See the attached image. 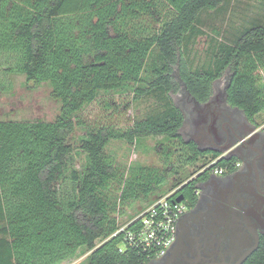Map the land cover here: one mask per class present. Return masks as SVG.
Returning a JSON list of instances; mask_svg holds the SVG:
<instances>
[{"label": "trees", "instance_id": "1", "mask_svg": "<svg viewBox=\"0 0 264 264\" xmlns=\"http://www.w3.org/2000/svg\"><path fill=\"white\" fill-rule=\"evenodd\" d=\"M223 3L0 0V56L18 59L4 74L23 75L36 86L48 84L51 98L60 103L52 122L0 121V264H60L81 247L91 251L87 264H143L137 252L118 251L123 234L114 236L119 227L111 215L118 205L148 201L168 176L141 171L139 177L124 181L106 153L108 144L114 140L133 146L138 139L166 137L183 144L185 164L194 171L219 156L184 140L185 114L169 96L178 87L174 67L179 82L198 103L206 102L214 82L227 74V104L250 121L264 112V89L258 88L255 75L258 70L264 74V25L243 31L232 45L219 44L206 69L192 71L184 60V47L201 34L195 26L200 14L215 11ZM141 19H150L158 29L147 34L132 30L130 23ZM154 49L152 81H147L149 89H141ZM244 61L246 72L241 70ZM127 84L138 85L135 99L158 95L165 101L164 113L136 121L124 132L105 127L89 130L81 146L88 165L81 175H73L77 193L64 206L54 185L63 178L71 153L66 135L82 126L75 116L100 93L119 91ZM217 164L230 167L225 159ZM194 171L176 187L191 203L198 184L208 175L204 172L193 179ZM116 181L120 194L112 203L105 191ZM100 238L104 241L96 247ZM245 264H264V238Z\"/></svg>", "mask_w": 264, "mask_h": 264}, {"label": "rangeland", "instance_id": "2", "mask_svg": "<svg viewBox=\"0 0 264 264\" xmlns=\"http://www.w3.org/2000/svg\"><path fill=\"white\" fill-rule=\"evenodd\" d=\"M166 11V9L162 10L163 20ZM258 25H264V0H224V3L215 11L202 12L195 25L196 30L201 34L192 37L191 42L183 49V57L187 66L192 71L208 68L219 44L232 45L243 31ZM130 28L146 30L144 33L147 34L158 29V24L150 19H141L131 22ZM83 45L86 44L83 43ZM156 57L157 50L154 49L146 65V72L143 73L147 80L144 78L146 83L140 86L141 89H149L147 81H152L149 71ZM17 63L18 59L14 55L0 56V121L52 122L59 114L60 103L51 98L50 86L46 83L39 86L32 82L27 83L23 75L4 74L5 68L13 67ZM241 70L246 72V61L243 62ZM255 75L258 88L263 90V72L258 70ZM173 77L178 82V87L169 96L173 103L185 115H188L191 107L187 108L185 104L182 90L184 86L179 82L176 67H174ZM227 78L226 74L216 81L218 89L225 88ZM137 88L136 84H127L119 91L100 93L92 104L75 116L74 120L81 122L82 126H76L71 133L66 135L71 153L66 159L63 178L54 185L59 200L64 206L77 193L73 175H81L88 165V155L81 146L88 138L89 130L105 127L114 132H124L136 121L157 118L164 113L165 101L163 99L155 94L135 99ZM255 121L258 126L263 127L264 112L255 117ZM190 128L187 122L181 131L185 141L189 138ZM186 151L183 144L166 137L138 139L133 146L124 141L114 140L108 144L106 153L117 167L118 173L123 175L124 181L139 177L141 171L153 170L168 176L166 184L151 195L148 201L128 202L116 206L111 218L116 219L118 227H122L129 220L141 214L152 200L166 196L177 189V183L181 180L185 183L189 173L194 171L185 164ZM196 171L192 174L193 176ZM176 172L178 173L175 174ZM105 193L114 203L120 194L118 182L112 183ZM103 241V238L96 240L95 246L99 247ZM90 252L86 247H81L73 256L60 264H87Z\"/></svg>", "mask_w": 264, "mask_h": 264}, {"label": "flooded vegetation", "instance_id": "3", "mask_svg": "<svg viewBox=\"0 0 264 264\" xmlns=\"http://www.w3.org/2000/svg\"><path fill=\"white\" fill-rule=\"evenodd\" d=\"M227 88L214 82L206 102L190 100L184 126H191L187 141L228 157L230 168L222 175L208 173L194 191V203L176 189L185 207L175 242L162 259L148 264H245L264 238V126L227 104ZM229 146L230 156L224 152Z\"/></svg>", "mask_w": 264, "mask_h": 264}, {"label": "built area", "instance_id": "4", "mask_svg": "<svg viewBox=\"0 0 264 264\" xmlns=\"http://www.w3.org/2000/svg\"><path fill=\"white\" fill-rule=\"evenodd\" d=\"M221 160V156L208 160L196 173L222 175L230 167L218 165ZM175 194L176 189L166 196L152 200L141 214L119 227L114 236L123 234L118 248L120 253L135 251L143 264L160 260L168 253L175 242L177 223L185 207L183 202H175Z\"/></svg>", "mask_w": 264, "mask_h": 264}, {"label": "water", "instance_id": "5", "mask_svg": "<svg viewBox=\"0 0 264 264\" xmlns=\"http://www.w3.org/2000/svg\"><path fill=\"white\" fill-rule=\"evenodd\" d=\"M183 90V94H184V97H185V101H187V108H189V107H191L192 105H191V101H193V103L194 104H199L188 92H187V90L185 89V88H183L182 89ZM191 100V101H190ZM190 101V102H189ZM186 142H188V141H186ZM200 151H203V150H201L200 148H198ZM224 152H226L227 154H229V156H230V152H232V151H230V146L229 147H227L225 150H224ZM225 160H227L228 159V157L227 158H224ZM183 200V198H182V196H178L176 199H175V202H181ZM256 248V246L254 247V249ZM253 249V250H254ZM253 250H251V251H249L248 253H246V255H244V257H243V259H245ZM242 259V260H243Z\"/></svg>", "mask_w": 264, "mask_h": 264}]
</instances>
